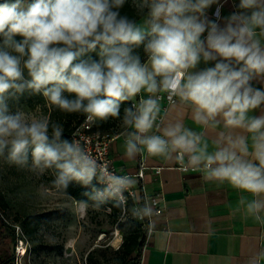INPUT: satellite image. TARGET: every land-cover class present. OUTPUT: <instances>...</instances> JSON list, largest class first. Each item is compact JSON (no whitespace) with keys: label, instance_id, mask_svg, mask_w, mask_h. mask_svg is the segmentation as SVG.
Wrapping results in <instances>:
<instances>
[{"label":"clouds","instance_id":"9594fccd","mask_svg":"<svg viewBox=\"0 0 264 264\" xmlns=\"http://www.w3.org/2000/svg\"><path fill=\"white\" fill-rule=\"evenodd\" d=\"M125 3L0 0V159L41 175L52 170L57 192L77 182L92 187L91 199H113L127 212L133 177L110 172L79 142L63 139L61 124L13 111L9 101L40 94L94 124L118 118L122 102L144 92L124 109L125 154L174 159L205 180L227 182L241 192L237 210L264 222V111L250 115L264 109V87L255 83H264V0H238L227 16L221 0H136L140 23L121 14ZM162 92L191 106L197 124L229 130L212 141L214 150L181 122L160 129ZM154 126L160 134H149ZM131 214L151 217L153 208L145 202ZM261 261L264 251L249 264Z\"/></svg>","mask_w":264,"mask_h":264},{"label":"crops","instance_id":"0c3cea01","mask_svg":"<svg viewBox=\"0 0 264 264\" xmlns=\"http://www.w3.org/2000/svg\"><path fill=\"white\" fill-rule=\"evenodd\" d=\"M238 0H221L222 15L227 16L237 9ZM216 6L208 11L209 18ZM142 22V19L138 23ZM200 67H204L203 64ZM257 87L264 83L255 82ZM166 93H157L165 95ZM148 94L141 92L132 99L133 104ZM158 118L163 121L160 129L169 123L181 122L185 127L202 133L209 142V151L214 150L212 141L217 135L229 130L222 123L217 126L199 125L193 120L191 106L177 100L167 106L160 102ZM264 111L257 109L256 113ZM130 131V130H129ZM238 131V130H237ZM126 134H120L111 144L112 166L121 173L135 175L145 157L148 170L144 186L148 198L160 196L164 205L162 215H153L152 234L146 236L140 264H249L250 257L264 251V222L246 216L243 209L237 210L241 192L227 182L208 181L200 170L182 171L179 162L147 153L129 158L125 154ZM149 134H160L154 126ZM161 169L159 174L156 169ZM136 180L134 188L141 182ZM249 199L251 196L247 193ZM264 215V214H262ZM264 264V261H261Z\"/></svg>","mask_w":264,"mask_h":264},{"label":"rangeland","instance_id":"374dc122","mask_svg":"<svg viewBox=\"0 0 264 264\" xmlns=\"http://www.w3.org/2000/svg\"><path fill=\"white\" fill-rule=\"evenodd\" d=\"M131 2L136 5V0ZM9 104L13 111L19 109L37 117L45 115L60 124L56 107L40 94L25 92ZM123 115L105 120H110L115 133L130 130L122 123ZM53 179L52 170L41 175L0 159V195L7 206L5 210L0 208V226L3 221L22 228L28 247L22 264H120L123 243L118 231L120 224L126 232L140 228L131 210L125 215L114 212L110 199L102 203L92 200L89 205L77 202L65 191L54 190ZM41 186L48 189L47 193ZM28 222L33 228L31 233L26 231ZM140 229L142 232L143 228ZM0 244V255L15 256L16 242H12L11 233L2 226Z\"/></svg>","mask_w":264,"mask_h":264},{"label":"built area","instance_id":"2783aa9c","mask_svg":"<svg viewBox=\"0 0 264 264\" xmlns=\"http://www.w3.org/2000/svg\"><path fill=\"white\" fill-rule=\"evenodd\" d=\"M161 97L160 102H165L167 106L175 104L178 98H172L171 100L168 98V94L159 95ZM163 118H158V123L161 124ZM95 125L90 124L86 120V115L83 122L75 129L72 135V141L79 142L82 147L97 161L98 164L102 166H106L110 172L115 173L116 175H129L121 173L115 167L112 166V161L110 157L111 153V144L116 139L118 135H113L109 132H102L100 130H95ZM120 135V134H119ZM179 169L182 171H195L197 169L185 168L180 162L178 165ZM148 170V166L145 160V157H142L141 163L139 166V170L135 175H130L133 178L138 179L141 182V185L138 190L134 187L130 190L124 192V196L127 198L126 207L128 210H131L132 207L142 206L145 202L151 204L153 208V215H162L164 211V205L162 203V199L160 196L148 198L146 196V188L144 186V180L146 178V171ZM161 169H156L155 173L159 174ZM93 184H96L100 187H104L103 184L97 182V180L92 181ZM137 197L139 199H137ZM133 203L132 207L129 208V204ZM123 214H127V212L123 211ZM145 217L143 219H139L135 217L139 222L143 224V232L150 236L152 234V229L150 226L151 219L153 217ZM15 228L16 234V248H15V264H22V260L26 257L28 247L27 240L24 237V232L20 226H13Z\"/></svg>","mask_w":264,"mask_h":264},{"label":"trees","instance_id":"16d2710c","mask_svg":"<svg viewBox=\"0 0 264 264\" xmlns=\"http://www.w3.org/2000/svg\"><path fill=\"white\" fill-rule=\"evenodd\" d=\"M121 14H126L130 18L135 19L137 22L140 21L143 16L139 13L138 9L132 4L131 0H126L125 5L120 10ZM137 51L140 53L142 60L147 59L146 54L143 52L142 47L140 49H137ZM133 105L132 100L122 102L120 107V114H124V109L131 107ZM56 113L58 116V120L60 121V124L63 126V139H66L68 141H72V135L75 131V129L83 122L85 118V114L83 113H68L61 111L60 109L56 108ZM112 117H110L111 119ZM95 130H100L102 132H109L113 135H119L120 133H115L114 126L108 121L101 122L100 120L96 121ZM92 185L95 188H100L98 185L93 184ZM92 192V187H85L77 182H72L65 193L70 195L72 198H74L77 202L89 205L93 199L90 198V193ZM113 204V210L114 212H120L122 213V208L117 206V203L115 200L110 199ZM133 203L130 202L129 208H131ZM0 208L5 210L7 208L6 203L4 201V198L0 195ZM1 219V218H0ZM140 224V228H143V224L138 221ZM2 227H6L11 233L12 242H16V234H15V228L13 226H10L9 224L1 222ZM0 226V228H1ZM123 224H120L118 231L122 234L123 243L121 245V258H120V264H140L141 254L143 247L145 245L146 236L145 233L139 228L136 230V228L130 229L127 232L123 228ZM3 230V229H2ZM1 230V231H2ZM26 231L31 233L33 232V228L30 222H28V225L26 227ZM0 264H15V256L11 257L9 261H0Z\"/></svg>","mask_w":264,"mask_h":264},{"label":"flooded vegetation","instance_id":"af4514ba","mask_svg":"<svg viewBox=\"0 0 264 264\" xmlns=\"http://www.w3.org/2000/svg\"><path fill=\"white\" fill-rule=\"evenodd\" d=\"M0 245H1V244H0ZM7 257H8V258H7ZM4 258H7L6 261H9V259H10V257H9L7 254L0 255V261H1V260L3 261ZM4 260H5V259H4Z\"/></svg>","mask_w":264,"mask_h":264}]
</instances>
